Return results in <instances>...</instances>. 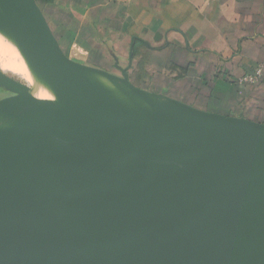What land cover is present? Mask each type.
Wrapping results in <instances>:
<instances>
[{
    "label": "water",
    "instance_id": "water-1",
    "mask_svg": "<svg viewBox=\"0 0 264 264\" xmlns=\"http://www.w3.org/2000/svg\"><path fill=\"white\" fill-rule=\"evenodd\" d=\"M3 0H0V3ZM10 4L20 16L10 14L2 9L3 16L20 29L28 39L36 54L46 64V71L54 76L66 100L76 106L86 104L87 88L91 83L86 80L83 68L74 65L60 50L58 43L41 14L35 0H4ZM13 15V16H11ZM93 72V71H89ZM125 81L132 91L152 95L162 103L148 102L149 107H176L178 111L187 110L193 116L217 119L229 125L235 124L240 131V146L218 163H207L203 151L190 144L164 126L154 123H141L132 118L116 121H104L89 114L74 110L68 113L82 121L89 131L103 139L99 149L90 157L77 161L54 147L42 142L13 136H0V163L21 164L30 169L44 195V202L49 212V226L60 237L56 250L58 264H198L214 252L240 241L248 244L243 256L250 259L264 252V233L256 237L257 230L264 229V195L251 198L242 208L230 215L221 216L215 224L205 231L183 230L172 226L177 211L169 214L167 207L157 209L161 216L157 226L147 234L144 247L137 258L129 259L116 255L108 247L105 239L88 230L76 216L68 202H74L87 210H100L113 205V202L99 196L107 190L108 185H102L94 190H86L80 183L86 178V173L93 167L105 162L112 155L115 139L122 133L135 143L153 144L156 151L174 162L178 154H183L188 161V170L174 181L170 190L196 182L225 183L252 177L264 170V123L245 118L225 116L198 110L180 102L167 100L157 94L144 91L129 83L127 76L121 77L94 71ZM6 84L12 90L21 92L22 87L6 79ZM148 92V93H147ZM145 96V95H143ZM144 100H147L143 97ZM19 100L17 108L4 111L7 116L15 117L30 114L33 111H46L47 106L28 92H21L16 97L0 100V105ZM164 102L167 103L164 106ZM32 104V109L23 111V106ZM0 110L1 107H0ZM253 149L249 151V149ZM174 155V156H173ZM171 157V158H170ZM144 164V163H143ZM147 165V162H146ZM171 203L174 198L170 197ZM19 245L33 247L41 246L38 237H23L13 243H0V255L6 258L8 264H19L16 256ZM107 252V253H105ZM46 264L52 261L45 262Z\"/></svg>",
    "mask_w": 264,
    "mask_h": 264
},
{
    "label": "bare ground",
    "instance_id": "bare-ground-1",
    "mask_svg": "<svg viewBox=\"0 0 264 264\" xmlns=\"http://www.w3.org/2000/svg\"><path fill=\"white\" fill-rule=\"evenodd\" d=\"M3 1L0 3L2 5L1 9L5 5L4 9L9 10L10 14L20 16V13L14 10L15 8ZM22 52L26 60L32 62L28 59L26 53ZM3 55V53H0V57ZM33 63L36 71L30 68L25 71L33 90L38 92V94H32L42 104L46 105L47 109L46 111H39V113L33 111L30 114L15 117L37 116L40 118L38 115L45 116L49 122L33 126L31 139L71 155L77 161L90 157L100 148L101 144L90 137L95 134L89 131L84 123L81 128L80 120L67 115L74 110L83 111L104 121L132 118L144 124L154 123L164 126L180 139L200 148L203 151L205 161L209 164L224 160L240 146L241 133L235 124L229 125L217 119L196 117L187 110L178 111L176 107L166 106V102H164V106H166L164 108H168L167 110L159 106L149 107L148 102L157 104L162 102L153 96L132 91L123 80L100 73L84 71L85 79L91 83L89 85L91 87L86 90L89 101L80 106L72 105L61 93L54 76H50L49 72L45 71L46 64L44 61L41 59L45 70L37 66V61L33 60ZM31 78L34 83L31 82ZM143 97L147 100H144ZM19 102V100L7 102L6 104H10L11 107L7 110L5 107L1 108L0 132H5L4 134L7 135L14 133V129H12V132L9 131L10 129L8 130V117L11 116H7L4 111L7 112L17 108ZM16 122L19 121L16 120ZM19 124L21 123L19 122ZM123 148L125 151L117 156ZM155 148L153 144L132 142L122 133H119L115 139L114 151L108 158L109 161L106 160L90 169L89 173H86V178L80 183L86 190H94L99 187L95 184L98 180L97 177L102 174L104 182L106 181L105 185L111 181L115 185L110 190L107 189L99 193L101 195L108 191L102 199L113 202V205L97 210L95 213L90 210L91 217L87 216V223L90 225L85 227L100 236L119 216L124 195L133 190L129 193L132 197L133 210L126 219L119 239L115 242L112 241L113 243L109 246H102L110 248L116 255L124 258L134 259L139 256L144 247L147 234L158 224L157 220L155 221L157 209L168 202L178 189L194 190L198 186L207 183L196 182L169 191L171 184L184 174V170H188L189 163L183 154H178L176 159L170 157L174 160L172 162L165 155L163 156L162 153L157 152ZM252 150L249 149V151ZM160 156L162 157L158 160ZM213 193L207 192L206 194L207 196L210 194V196H214ZM0 195L2 198L0 243H13L23 237H38L41 240V246L39 247L29 245H19L17 247L16 256L19 264H46L47 261H52L49 264H58L56 263L58 260L56 250L60 243V237L49 226V212L44 202V195L30 169L21 164L1 162ZM263 195L264 186L237 207L231 206L228 209L225 208L219 211L215 208V202L220 198H214L210 206L208 204L209 213L207 215L203 212L206 203H201L192 198L188 203L176 204L174 208L171 203L168 213L178 212L172 224L176 228L182 229L181 227L184 224H194L195 229L184 228L183 230L205 231L198 230L200 229L197 228L199 222L210 224L209 226L212 227L221 216L230 215L242 208L251 198ZM68 204L79 219L84 217L81 216L84 215L81 214V210L79 213L76 210L74 206L77 205L76 203L70 201ZM83 210L88 213L85 208ZM98 213L101 214L97 215ZM94 219L95 224L93 223ZM263 233L264 229L257 230L256 237L262 236ZM247 245L240 241L234 242L220 252H214L208 259L198 264H264V252L250 259L243 256ZM0 264H8L3 255H0Z\"/></svg>",
    "mask_w": 264,
    "mask_h": 264
},
{
    "label": "crops",
    "instance_id": "crops-1",
    "mask_svg": "<svg viewBox=\"0 0 264 264\" xmlns=\"http://www.w3.org/2000/svg\"><path fill=\"white\" fill-rule=\"evenodd\" d=\"M35 2L77 67L125 74L167 100L264 123V0Z\"/></svg>",
    "mask_w": 264,
    "mask_h": 264
},
{
    "label": "rangeland",
    "instance_id": "rangeland-1",
    "mask_svg": "<svg viewBox=\"0 0 264 264\" xmlns=\"http://www.w3.org/2000/svg\"><path fill=\"white\" fill-rule=\"evenodd\" d=\"M1 8H2V5H0V53H3L4 55L2 57H0V100H3L5 98L16 97L17 95H19L21 92H24V91L31 93V94L32 93L38 94V92L33 90L32 84L29 82V79H28V76H27L25 70L30 68L31 70L36 71V67L33 63V60L37 61V66L42 68L43 70H45V67L42 65L41 60H40L39 56L36 54L35 49L32 47V45H30L28 39H25V36L21 33L20 29L17 27L16 24H14V21L13 20L8 21L6 19V17L3 16ZM22 51H24V53H26L28 59L32 62H28L26 60ZM119 77H121V76H119ZM6 79L18 83L22 87L21 92L12 90L9 86H7ZM31 82L34 83L32 78H31ZM144 91L146 92V90H144ZM149 94H150V92H149ZM150 96H152V95L150 94ZM153 97H155V96H153ZM3 107H5V109L7 110L11 107V105L4 103L1 105V108H3ZM22 109H23V111H28V110L32 109V104L27 103L25 106H23ZM108 115H110V114L108 113ZM38 116H40V118L37 116L36 117L22 116V117H14V118L8 117V122H7L8 130L10 129L9 131L12 132V129H14L13 130L14 133L12 132L11 135H9V134L7 135V134H4L5 132L4 133L0 132V136H13V137L32 140L31 139L32 127L36 126L38 124H42V123L45 124V123L49 122L45 116H42V115H38ZM41 117H42V119H41ZM43 118L45 121L43 120ZM28 119H29V121H28ZM16 120L19 121L22 125L19 124V122L17 123ZM22 121H24V122H22ZM13 123H15V124H13ZM24 124H26V125H24ZM80 125L82 128V125H83L82 121H80ZM14 126H15V128H14ZM16 128H17V130H16ZM90 137L92 139H94L95 141H97L98 144H102L103 139H100L95 135L90 136ZM74 142H75V140H74ZM124 151L125 150L123 148L122 152H120L117 156H120L121 153H123ZM161 157L162 156H160L158 158V160ZM104 168H105V166H104ZM104 168H103V170H104ZM88 173H89V171H88ZM106 178H107V176H106ZM97 179L98 180H96V184H95L96 186L106 184V181L104 182V180H103L102 174H100L97 177ZM119 184H120V182H119ZM107 185L109 186V188H108L109 190L115 186L113 181L107 183ZM263 186H264V170L262 172H258L256 174H254L252 177L250 176L249 178L238 180V181H233V182L229 181V182L220 183V184L219 183L218 184L217 183L212 184V183L207 182L201 186H198L194 190H187L185 188H180L177 190V192L175 194H173L172 199L174 198L173 202H175V203H172V204H173V208H174V206L176 204H181V203L185 204V203H188L192 198H194V199L200 201L201 203L202 202L206 203L205 210L203 212L207 215L209 213V210L207 208L210 206V204L212 203L214 198H217V199L220 198V200H217L215 202L216 205L214 204L215 208H217L218 211L225 209V208L228 209V207H231V206L237 207L239 204H241V203L245 202L247 199H249L253 194H255V192L257 190H259ZM132 191L133 190L129 191L128 193H126L124 195L122 206H121L122 208H121L119 216L117 217L116 221L102 235V237L105 239V242H106V244H104V246H109L110 244H112L113 242H115L119 239L118 237H119L120 232H121V230H122V228L126 222V219H128V217L130 216V214L133 210L132 197L130 196L131 194H129ZM107 192H105L99 196L102 198L103 196H106ZM207 192H211V194H212V192H214L213 193L214 196L213 195L210 196L211 194L207 196V194H206ZM208 204H209V206H208ZM1 206H2V198L0 195V207ZM74 206L76 207V210L78 211V213L81 210L82 211L81 214H84V215H81L84 217H81L80 220H83L86 222H83V221H81V222L84 224V226H89L90 224L87 223V221H88L87 216L89 218L91 217V212L89 213L90 210H88V213H87V212H85V210H83L84 208L82 206H79L78 204L74 205ZM161 207H167V210H168L171 207V199L168 202L164 203ZM95 212H97V210H93V213H95ZM86 214H88V215H86ZM100 214L101 213H98L97 215H100ZM0 215H1V213H0ZM156 220H157V223H159L161 220V217L158 213H156L155 221ZM94 221H95V219H94ZM94 221H93V223L95 224L96 221L95 222ZM209 225L210 224H205V223L199 222L197 228H200L198 230H207L211 227ZM195 227L196 226L194 224H191V225L184 224L181 228L182 229H184V228L185 229L186 228L195 229ZM105 253H107V252H105ZM209 257H207L206 259H208Z\"/></svg>",
    "mask_w": 264,
    "mask_h": 264
},
{
    "label": "trees",
    "instance_id": "trees-1",
    "mask_svg": "<svg viewBox=\"0 0 264 264\" xmlns=\"http://www.w3.org/2000/svg\"><path fill=\"white\" fill-rule=\"evenodd\" d=\"M42 1H44V2H45V1H49V0H42Z\"/></svg>",
    "mask_w": 264,
    "mask_h": 264
}]
</instances>
